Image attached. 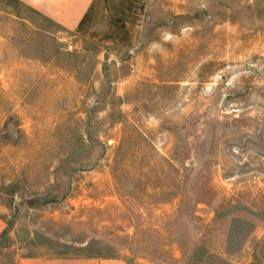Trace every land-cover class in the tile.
<instances>
[{"label": "rangeland", "instance_id": "374dc122", "mask_svg": "<svg viewBox=\"0 0 264 264\" xmlns=\"http://www.w3.org/2000/svg\"><path fill=\"white\" fill-rule=\"evenodd\" d=\"M21 1L53 22L0 2V264H264V0Z\"/></svg>", "mask_w": 264, "mask_h": 264}, {"label": "crops", "instance_id": "0c3cea01", "mask_svg": "<svg viewBox=\"0 0 264 264\" xmlns=\"http://www.w3.org/2000/svg\"><path fill=\"white\" fill-rule=\"evenodd\" d=\"M57 1L58 0H54V2H57ZM147 2H148V0H74L75 4H78V3L83 4V7L80 11L81 13L77 18L78 22H76V25H75L76 29L78 27H80L82 22H83V24H86L87 26H88V23L90 26H92V21H90V19L93 18L91 16L92 15L91 11H94L97 4H98L97 7L98 8L100 7L99 10H101L102 17L104 19L109 18L106 21L112 20V18L115 17L119 21L121 19L125 20L124 22H121V24L124 26V28L134 27V22L129 23L126 20H128V19L132 20L135 18H136V20H138V18L141 17L143 4H145ZM100 4H102V6ZM135 4H139V5L135 6ZM31 7H33V6H31ZM35 9L41 12V10H39L37 8H35ZM139 12H140V16H139ZM41 13H43V12H41ZM130 13H132V14L129 15ZM133 13H135L136 15ZM58 23H60V22H58ZM107 25L111 26V23H108ZM114 28L116 29V27H114ZM102 33H111V31L110 30H107V31L103 30ZM5 228H6V223L0 217V234L4 231ZM17 264H129V263L126 259H124L122 257L30 255V256L20 257L18 259Z\"/></svg>", "mask_w": 264, "mask_h": 264}, {"label": "trees", "instance_id": "16d2710c", "mask_svg": "<svg viewBox=\"0 0 264 264\" xmlns=\"http://www.w3.org/2000/svg\"><path fill=\"white\" fill-rule=\"evenodd\" d=\"M0 2H4V3H12V4H15L16 6H22V7H24L25 9H27V10H29V11H32V12H34V13H36L37 15H39L41 18H43V19H45V20H50V21H52L50 18H48L47 16H45L44 14H42L41 12H39L38 10H36V9H34V8H32V7H30V6H28L27 4H25L24 2H22L21 0H0ZM22 15V13H18V17L22 20V19H25V18H23V16H21ZM53 22V21H52ZM55 23V25H59V24H56V22H54ZM60 26V25H59ZM52 34L53 35V33L52 32H50V31H47L46 30V34L47 35H50V34ZM52 39H54L53 37H52Z\"/></svg>", "mask_w": 264, "mask_h": 264}, {"label": "water", "instance_id": "95a60500", "mask_svg": "<svg viewBox=\"0 0 264 264\" xmlns=\"http://www.w3.org/2000/svg\"><path fill=\"white\" fill-rule=\"evenodd\" d=\"M46 195H41V196H38V197H34L31 199L30 201V204L31 205H35V204H38V203H41V202H44V201H47V200H50V199H58L57 197H54V198H45Z\"/></svg>", "mask_w": 264, "mask_h": 264}, {"label": "built area", "instance_id": "2783aa9c", "mask_svg": "<svg viewBox=\"0 0 264 264\" xmlns=\"http://www.w3.org/2000/svg\"><path fill=\"white\" fill-rule=\"evenodd\" d=\"M73 45H70V49L72 48Z\"/></svg>", "mask_w": 264, "mask_h": 264}]
</instances>
